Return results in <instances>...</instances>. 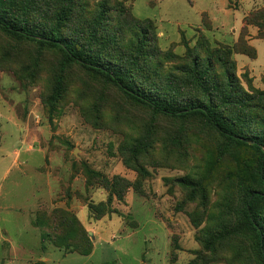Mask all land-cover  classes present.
Instances as JSON below:
<instances>
[{
  "label": "rangeland",
  "instance_id": "1",
  "mask_svg": "<svg viewBox=\"0 0 264 264\" xmlns=\"http://www.w3.org/2000/svg\"><path fill=\"white\" fill-rule=\"evenodd\" d=\"M65 6V38L168 105L206 102L181 67L210 60L216 109L264 142V0H0V15L47 33ZM221 52L235 66L231 92ZM259 158L199 115L155 113L60 50L0 29V264H264L244 215L247 193L264 191ZM253 212L264 235L263 200ZM55 221H74L54 232L85 236L91 253L42 242Z\"/></svg>",
  "mask_w": 264,
  "mask_h": 264
},
{
  "label": "trees",
  "instance_id": "2",
  "mask_svg": "<svg viewBox=\"0 0 264 264\" xmlns=\"http://www.w3.org/2000/svg\"><path fill=\"white\" fill-rule=\"evenodd\" d=\"M72 8L62 7L59 11L56 24L47 33L38 32L29 28L25 23H14L0 15V29L6 33L13 35L19 39L32 41L38 44L48 45L50 47L60 50L67 61L75 63L82 68L98 74L104 77L106 80L114 84L123 94L127 97L148 106L155 113L174 118H186L193 115L201 116L209 126L228 143L247 146L259 154V163L257 168V174L260 184L264 186V142L257 140L254 137L244 136L241 132L234 129L227 122V119L222 116L214 102L212 101L210 94L217 86L218 74L214 72V65L210 60H207L204 64L197 57H190L187 64L181 67L182 74L190 77L194 80L198 90L205 97L206 102H195L180 104L178 106L168 105L152 95L145 93L131 85V72L115 66L109 63L100 62L85 44H79L77 40H70L64 37L62 29L67 22ZM104 12L100 11L99 16H103ZM150 29L152 28L149 24ZM260 28V27H259ZM139 39L141 46L138 49L140 54H146L147 51L144 48H148L150 43L154 42V37L149 39ZM263 37V33L260 34ZM111 39H115L114 35L109 36ZM230 52L219 53L218 61L221 62L223 68L224 80H221L222 86L224 85L228 92H231L235 88V66L231 63L229 57ZM132 67L136 69V72L141 73L143 66L139 64L138 59L131 58L129 60ZM211 88V89H210ZM220 88H217V94L222 95L224 91L220 92ZM208 100V101H207ZM264 201V191H249L244 202V215L247 220V224L254 232L259 253L264 262V235L258 223L257 216L253 212V205L256 201ZM59 218V217H58ZM60 217L59 219H61ZM58 222V223H56ZM74 221H55L53 224V236L50 237V233H46L42 236V242H49L54 248L65 250L69 253H76L80 256H88L92 251V246L89 241L84 237L79 238L73 242H67L62 232H54L58 229V226L66 225L65 223H72ZM52 224V223H51ZM67 226V225H66ZM69 226V225H68ZM33 264H45L37 261Z\"/></svg>",
  "mask_w": 264,
  "mask_h": 264
},
{
  "label": "water",
  "instance_id": "3",
  "mask_svg": "<svg viewBox=\"0 0 264 264\" xmlns=\"http://www.w3.org/2000/svg\"><path fill=\"white\" fill-rule=\"evenodd\" d=\"M264 151V150H263Z\"/></svg>",
  "mask_w": 264,
  "mask_h": 264
}]
</instances>
